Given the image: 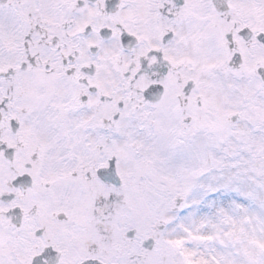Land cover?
Segmentation results:
<instances>
[{
  "label": "snow or ice",
  "instance_id": "obj_1",
  "mask_svg": "<svg viewBox=\"0 0 264 264\" xmlns=\"http://www.w3.org/2000/svg\"><path fill=\"white\" fill-rule=\"evenodd\" d=\"M0 264H264V0H0Z\"/></svg>",
  "mask_w": 264,
  "mask_h": 264
}]
</instances>
